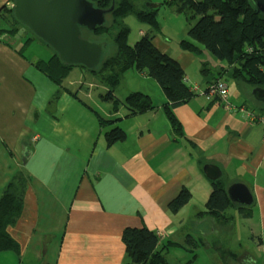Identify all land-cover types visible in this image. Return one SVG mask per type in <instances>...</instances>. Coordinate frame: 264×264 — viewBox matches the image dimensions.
<instances>
[{"label": "crops", "instance_id": "1", "mask_svg": "<svg viewBox=\"0 0 264 264\" xmlns=\"http://www.w3.org/2000/svg\"><path fill=\"white\" fill-rule=\"evenodd\" d=\"M11 6L12 0H0V15ZM12 25L0 18V195L19 170L29 184L22 214L8 228L19 252L0 253V264H131L121 241L126 227L144 226L160 236L161 244L182 245L186 236L200 240L207 234L197 230L213 222L195 217L211 192L202 171L207 164L219 168L227 186L242 183L250 190L252 215L239 217L249 224L243 238L264 248V124L257 121L264 109H250L246 94L253 88L219 75L224 64L205 51L194 55L180 49L182 37L155 36L154 45L179 63L194 90L173 111L184 135L177 136L163 110L165 95L145 73L126 72L119 84L124 92L118 85L114 96L123 101L141 92L154 108L130 116L121 105L114 112L99 97L106 87L81 68L72 69L61 88L51 83L35 67L39 60L25 58L7 39L16 33L8 32ZM203 64L208 72L202 73ZM216 80L226 83L232 110L201 94ZM97 115L110 124L101 127ZM113 128L126 136L108 146L104 133ZM182 188L191 199L171 213L167 205ZM229 220L241 221L230 215L227 225ZM192 223L196 228L187 232ZM182 231L187 232L184 241ZM214 243L211 264L256 262L253 249L243 248L239 237Z\"/></svg>", "mask_w": 264, "mask_h": 264}, {"label": "trees", "instance_id": "2", "mask_svg": "<svg viewBox=\"0 0 264 264\" xmlns=\"http://www.w3.org/2000/svg\"><path fill=\"white\" fill-rule=\"evenodd\" d=\"M89 1L99 9H108L112 4V0ZM113 3V9L106 14L102 26L92 32L81 29V33L82 38L91 35L94 37L110 35L116 48L114 55L100 59L98 66L91 70L81 65L65 64L55 53L47 60L36 62L35 67L58 88H61L72 69L81 68L87 71L107 89L99 95L101 101L111 103V110L114 112L121 105L124 106L130 116L152 110L154 106L150 97L141 92H132L123 101H119L114 96V90L126 72L135 70L145 73L156 81L166 97L167 103L163 106V110L172 132L184 137L173 111L187 103L194 96V90L187 85L185 72L179 63L167 53L161 52L153 43L155 32L159 28L156 19L157 9L149 8L145 4L138 6L135 0H114ZM163 3L174 7V11L182 13L189 24L195 21L187 30L189 40H180V49L194 55L207 51L224 64L218 69L219 75L223 73L238 83L264 90V14L257 11L251 0H164ZM163 3L161 5H164ZM2 11L1 20L9 19L14 26L19 24L13 16L12 7L4 10L2 8ZM127 16H133L151 30L143 34L133 45H129L127 40L129 29L124 24V18ZM16 31L15 27L8 30V32ZM84 33L89 36L83 35ZM201 70L202 73L208 72L206 64L201 66ZM69 93L77 98L75 93ZM97 117L101 127L110 124L100 116ZM125 136V132L120 128H113L104 133L108 146L122 141ZM28 184V175L19 170L2 190L0 253L19 252V246L8 234V228L13 227L22 214ZM210 185L211 192L205 209L197 212L195 217H205L213 222L223 223L230 218L227 212L231 208L235 209L238 216L243 219L251 217L253 204L248 207L232 204L226 193L227 185L224 181L219 178L210 181ZM190 199V191L182 188L168 203L167 208L171 213H177ZM121 241L131 264H168L166 259L168 251L184 247L172 242L161 244L160 236L144 226L124 228ZM187 243H192L194 248L196 247V241L190 236L185 238V244Z\"/></svg>", "mask_w": 264, "mask_h": 264}, {"label": "water", "instance_id": "3", "mask_svg": "<svg viewBox=\"0 0 264 264\" xmlns=\"http://www.w3.org/2000/svg\"><path fill=\"white\" fill-rule=\"evenodd\" d=\"M113 1L108 9L96 8L89 0H13L11 7L15 20L54 50L63 63L91 70L98 66L105 44L83 39L81 29L92 32L102 26L106 14L113 9ZM251 2L264 14V0ZM146 6L156 9L158 4ZM253 93L264 100L263 89L256 88ZM202 171L210 181L221 177L219 168L212 164L205 165ZM226 193L232 204L242 207L253 204L252 193L242 183L228 185Z\"/></svg>", "mask_w": 264, "mask_h": 264}, {"label": "rangeland", "instance_id": "4", "mask_svg": "<svg viewBox=\"0 0 264 264\" xmlns=\"http://www.w3.org/2000/svg\"><path fill=\"white\" fill-rule=\"evenodd\" d=\"M164 0H135V4L138 6L146 5L147 3L150 4H158L163 3ZM158 6L157 13H156V19L158 22V30L155 32V36L162 39H171L176 40L182 39L189 40L187 35V30L189 28V25H193L195 21L188 23V21L185 19V16L182 13H178L174 11V7L163 3L164 5ZM124 24L129 29L128 34V44L133 45L137 40H139V30H143L145 32L149 31L150 28L145 24L138 20H136L133 16H127L124 18ZM15 28H17L16 33L10 35L11 37H7V39L11 42V44L16 47L18 50L21 51V54L29 59H38L39 61L47 60L49 57H51L55 52L52 50L49 46H47L44 42H42L40 39H38L36 36H34L26 27L23 25L15 24ZM151 31V30H150ZM145 34L144 32L141 34ZM17 35V36H16ZM83 35L89 36L86 33ZM83 39L88 40L90 42H101L104 43L105 46L103 47L102 53H101V60L112 56L116 52V48L111 41V36H103V37H83ZM206 54L214 58V60H217L215 57H213L210 53L205 51ZM38 62V61H37ZM81 70V69H77ZM87 72V71H86ZM88 73V72H87ZM153 80V79H152ZM97 83V82H96ZM98 84V83H97ZM63 85V84H62ZM99 85V84H98ZM62 87V86H61ZM119 91L121 93L124 92V87L119 85L118 87ZM250 88L247 90V98H248V105L250 109H253L255 112H258L262 109H264V102H259L257 97L253 94L252 90L249 91ZM98 91V90H96ZM262 142L264 144V134L262 137ZM227 215H232L233 218L237 216V220L239 219V216L237 215V212L233 208H231ZM229 225H227L226 222L217 223V222H211L205 224L203 227L199 228L197 230V233H199L200 229H202L207 236H200V240L196 241V247L194 248L192 243H183L184 247L182 250L174 249L170 250L166 254V259L168 264H211L212 258L210 257L209 253L210 251L217 249L214 245V242H224V240L228 241L231 237L235 240L237 237L241 239V246L243 248H252L255 252V264H262L264 262L262 254L260 251L264 252V248L261 247L258 242H254L252 244V241H249V243L243 238V234L247 232V226L248 223H244V221H236L235 223L231 220H229ZM196 228V223H192L190 225L185 226V230L189 232L190 230L193 231V229ZM214 228L215 232L211 233V229ZM182 231V241H184L185 235L187 232ZM195 238V237H194ZM197 239V238H195ZM224 247L225 244H224ZM259 250V251H257ZM195 256V257H194Z\"/></svg>", "mask_w": 264, "mask_h": 264}, {"label": "built area", "instance_id": "5", "mask_svg": "<svg viewBox=\"0 0 264 264\" xmlns=\"http://www.w3.org/2000/svg\"><path fill=\"white\" fill-rule=\"evenodd\" d=\"M203 96H206L208 98H215L219 100V103L222 104L226 111L232 110L233 107L228 101V87L225 82L223 81H216L215 83H210L207 85L206 89L201 93ZM256 118L250 116V121L254 122ZM260 122H263L264 120L261 118H258Z\"/></svg>", "mask_w": 264, "mask_h": 264}, {"label": "flooded vegetation", "instance_id": "6", "mask_svg": "<svg viewBox=\"0 0 264 264\" xmlns=\"http://www.w3.org/2000/svg\"><path fill=\"white\" fill-rule=\"evenodd\" d=\"M254 94V93H253ZM256 97H257V99L259 100V101H262V102H264V100H262L261 98L259 99V96H257V94H254ZM261 119H263L264 120V117H260ZM257 121H259V120H257ZM260 122V121H259ZM261 123H263L264 124V121L263 122H261Z\"/></svg>", "mask_w": 264, "mask_h": 264}]
</instances>
